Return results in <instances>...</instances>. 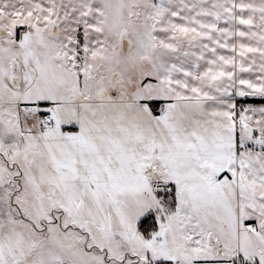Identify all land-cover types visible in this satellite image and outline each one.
<instances>
[{
  "label": "snow or ice",
  "instance_id": "obj_1",
  "mask_svg": "<svg viewBox=\"0 0 264 264\" xmlns=\"http://www.w3.org/2000/svg\"><path fill=\"white\" fill-rule=\"evenodd\" d=\"M0 264H264V0H0Z\"/></svg>",
  "mask_w": 264,
  "mask_h": 264
}]
</instances>
